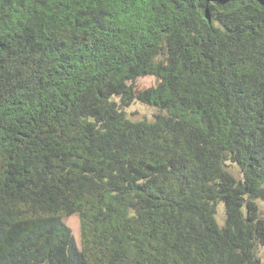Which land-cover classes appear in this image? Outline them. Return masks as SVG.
<instances>
[{
    "label": "trees",
    "instance_id": "1",
    "mask_svg": "<svg viewBox=\"0 0 264 264\" xmlns=\"http://www.w3.org/2000/svg\"><path fill=\"white\" fill-rule=\"evenodd\" d=\"M258 200L264 0H0V264H261Z\"/></svg>",
    "mask_w": 264,
    "mask_h": 264
},
{
    "label": "rangeland",
    "instance_id": "2",
    "mask_svg": "<svg viewBox=\"0 0 264 264\" xmlns=\"http://www.w3.org/2000/svg\"><path fill=\"white\" fill-rule=\"evenodd\" d=\"M157 82L155 77L146 76L141 77L137 80V85L139 87H147L155 85ZM129 116L135 120L139 119H148L152 120L154 117L155 112L157 111V108L155 106L146 105L139 101L134 102L129 108L126 109ZM132 113V114H131ZM258 204L260 205L261 212L264 215V201L258 200ZM218 217L219 219L221 217H224V204L220 202L218 204ZM64 221L72 228L73 233L76 237V240L78 244H81V222L80 217L78 215H70L65 216ZM220 222L222 223V218L220 219ZM258 256L261 259V264H264V247L260 246L258 248Z\"/></svg>",
    "mask_w": 264,
    "mask_h": 264
}]
</instances>
